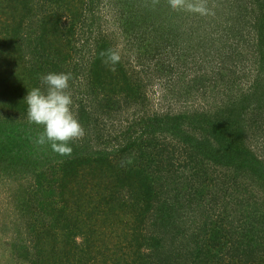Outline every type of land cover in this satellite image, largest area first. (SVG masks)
Masks as SVG:
<instances>
[{
  "label": "trees",
  "instance_id": "1",
  "mask_svg": "<svg viewBox=\"0 0 264 264\" xmlns=\"http://www.w3.org/2000/svg\"><path fill=\"white\" fill-rule=\"evenodd\" d=\"M257 2L261 17L251 25L255 52L251 72L243 76L245 93L221 105L214 103L221 111L217 113L198 109L144 113L130 126L117 128L116 136L108 127L126 122L129 105L147 108L142 75L158 69L164 60L157 56L164 54L159 42L153 50L149 41L136 39L141 38L139 28L147 37L144 19L151 20L155 32L164 33V44L179 46L182 24L174 22L178 16L171 14L168 0L156 5L157 13L121 24L126 52L134 54L138 66H144V58H155L153 69L143 70L133 67L131 56L124 57L105 39L90 50L83 67H70L68 61L78 50L69 38H75L79 19L62 29L60 19L53 22L45 16L31 30L30 2L21 8L28 13L14 11L13 19H20L7 40L12 43L8 55L18 54L11 62L13 70L24 65L18 77L27 93L41 87L43 74H70L68 91L78 105L85 135L72 141L71 155L60 156L49 145L36 143L43 128L28 122L26 95L16 93V98L4 100L10 105L4 107L9 109L6 114L0 112L1 175H6L5 185L19 188L12 193L16 213L23 219L8 251L12 259L20 264H264V159L257 153V148H264V1ZM215 41L225 40L215 37ZM113 51L120 56L115 65L106 62ZM83 74L88 89L104 96L95 101L96 112L86 108L77 94L86 88L80 80ZM187 88L182 92L190 97L193 87ZM217 170L219 174L208 175ZM28 178L34 181L28 186L36 188L32 196L22 185ZM248 183L262 191L251 189L244 195ZM240 191L242 196L236 194ZM129 206L139 210L135 220L113 221L117 210ZM42 214L46 217L39 220ZM27 231L32 232L26 235ZM33 231H38L35 236ZM123 244L131 250L122 260L119 253L110 254Z\"/></svg>",
  "mask_w": 264,
  "mask_h": 264
},
{
  "label": "rangeland",
  "instance_id": "2",
  "mask_svg": "<svg viewBox=\"0 0 264 264\" xmlns=\"http://www.w3.org/2000/svg\"><path fill=\"white\" fill-rule=\"evenodd\" d=\"M13 1L0 0V32L6 33V37H4V34L0 35V37L3 36L0 40V45L2 46H0V112L3 109V113L1 114H6L9 110L7 108H5L6 110L4 109V107L10 105L4 102L6 97L16 98V93L27 95V87L22 82V78L18 77V71L22 73L21 66L23 67L24 65L22 64L15 72L11 62L18 58V54L15 53L12 58L8 55L11 51L12 43H7V40L10 39L12 34L11 30L18 25V20L20 19V17L16 20L13 19L14 11L15 13H28L27 11H21V8H24V5H28L30 2L33 7V13L32 19L27 26L31 30H36L38 19H43L45 16L52 17L51 21L53 22L56 19H60L59 25L62 29L65 27L68 28L69 23L73 19L78 18L79 21L75 24V38H69L72 41L71 45L78 50L73 60L68 61L70 67H74L75 64L83 67L85 65L84 62L89 58L88 54L90 50L94 49L98 41L105 39L112 41L113 46L124 57L131 56L128 60H130L133 67L137 68V59H135L134 54L132 55L130 52H126V42L121 36V24L129 18L133 22L137 21V17H142L140 20H143V17H145L144 14L147 16V13H157L155 8L159 2L164 1L165 5L167 4V0H55V3L44 2L42 0ZM187 2L202 3L207 8V12L205 14H199L186 9L172 10L171 14L176 13L178 16L174 22L180 21L183 26H181L182 31L180 32V37L177 39L178 47L169 45L167 41L164 44L165 39L162 37L164 33L160 35L158 32H155L151 20L148 18L144 19L147 22V27H145L148 30V33L146 32L147 37L145 36L144 30L138 29L137 33L139 36L141 34V38L138 37L136 39L141 43L142 40L145 43L149 41L153 46V50H156L155 42H159L164 49V54L157 56H162L164 60L161 61L162 66L159 67L161 69L160 73L157 74L158 68L151 73L149 71V73L142 75L144 83L147 86L145 90L143 88V94L148 99L146 101L147 108H143L137 104L133 106L129 105V108L125 110L127 114L126 122L118 123L112 128L111 126L108 127L112 135L116 136L114 133L118 132L117 128L122 129L126 125L130 126L133 123V118H138L144 113L172 112L175 114L185 110L187 111V109H198L202 113L221 112L217 107L218 105L215 106L214 103L221 105L230 97L235 100L237 95L245 93L248 89V85L243 76L251 72L250 67L254 63L253 55L255 48L252 46V42L255 40V36L252 35L251 25L259 22L258 20L261 17L257 11V6L260 2H257V0H187ZM59 5L62 7L61 9ZM253 11L256 12L254 13ZM157 25H159V22H157ZM25 34L28 35L27 32ZM167 34H170V32L165 33V35ZM215 37L220 38L221 41H225L217 43ZM133 41L137 42L135 39ZM225 44L226 46H223ZM231 47L236 49V51H231ZM231 52H233V55H231ZM154 62L155 58L153 61L146 58L143 60L144 66H149L152 69ZM144 66L138 67L140 70H143L145 68ZM162 72H168L169 75L160 76L159 74ZM84 79L83 74L80 80ZM78 83L75 84L77 85ZM184 83L189 88L193 87L190 97H187L186 93L182 92L183 90H188L184 86ZM84 85L86 88H82L81 92L78 91L77 94L80 95L86 108L96 112L98 106L96 107L95 101L97 99L99 100V98H104V96L100 94L97 96L94 95L88 89L90 85L86 83V80H84ZM25 97H23V101ZM74 105L75 102L73 101L72 110L79 120L77 113L78 105ZM257 149L258 155L264 159V148ZM218 171H210L208 175L219 174ZM222 171H224V168L220 172ZM2 173L4 172L0 168V264H20L18 260L12 259L9 253L16 236V230L23 228V224H19L23 219L16 213V203L14 193H12V190L16 192L19 188H15L17 186L15 184L12 186L5 185L6 175H1ZM239 182L241 183L243 181L239 179ZM29 184L34 185V181L30 178L22 182L24 188L32 196L31 192L36 188L28 186ZM251 189H256V192H260L261 190L259 188H253L248 183L244 195L248 196L252 192ZM236 194L242 196L241 191ZM258 195L260 196V194ZM260 201H262L261 196ZM131 209H135L134 211L136 212H130ZM123 211H127L126 213L128 214H125ZM123 211L120 209L117 210L111 216L113 221L118 220L117 223H119L120 219L135 220L139 215V210L134 207ZM45 217L46 215L42 214L38 219L44 220ZM103 223L109 224V221L105 220ZM25 226L27 228V225ZM98 229L104 230L100 226ZM37 232L33 231L34 236ZM23 233L25 234L24 230ZM29 233L27 231L26 235ZM118 233L121 234L120 230ZM103 234L108 237V233ZM31 238L26 237L28 240H31ZM110 238L116 240L114 237ZM125 242H127L126 238ZM125 247L127 248L124 249ZM130 250L127 244H123L121 250L117 252L111 251L110 254L119 253V257L122 260ZM124 252L126 255H124Z\"/></svg>",
  "mask_w": 264,
  "mask_h": 264
},
{
  "label": "clouds",
  "instance_id": "3",
  "mask_svg": "<svg viewBox=\"0 0 264 264\" xmlns=\"http://www.w3.org/2000/svg\"><path fill=\"white\" fill-rule=\"evenodd\" d=\"M172 10L186 9L190 12L205 14L207 8L202 3L187 0H168ZM120 60L117 52H110L107 61L115 65ZM70 74L47 73L40 77L41 87L28 90L24 99L27 104V119L30 124L39 125L43 131L36 143L49 145L60 156L71 155L72 141L82 138L85 130L75 116L72 105Z\"/></svg>",
  "mask_w": 264,
  "mask_h": 264
}]
</instances>
